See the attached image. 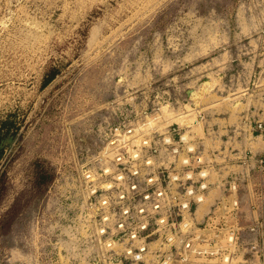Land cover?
Here are the masks:
<instances>
[{"label": "rangeland", "instance_id": "rangeland-1", "mask_svg": "<svg viewBox=\"0 0 264 264\" xmlns=\"http://www.w3.org/2000/svg\"><path fill=\"white\" fill-rule=\"evenodd\" d=\"M155 116L213 159L199 218L237 198V259L264 261V0H0V264H129L83 173L111 126Z\"/></svg>", "mask_w": 264, "mask_h": 264}, {"label": "built area", "instance_id": "built-area-1", "mask_svg": "<svg viewBox=\"0 0 264 264\" xmlns=\"http://www.w3.org/2000/svg\"><path fill=\"white\" fill-rule=\"evenodd\" d=\"M155 119L111 126L95 166L84 169L96 235L110 258L129 264H264L237 259V198L221 225L211 208L199 218L213 185V159L189 125L172 122L160 129ZM257 127L264 130V123ZM228 184L237 192L235 178ZM262 227L258 222L251 230ZM252 249L261 256L258 243Z\"/></svg>", "mask_w": 264, "mask_h": 264}, {"label": "trees", "instance_id": "trees-1", "mask_svg": "<svg viewBox=\"0 0 264 264\" xmlns=\"http://www.w3.org/2000/svg\"><path fill=\"white\" fill-rule=\"evenodd\" d=\"M54 77L55 74L53 73L49 78L44 81V85L47 86V84H49L54 79ZM3 126L9 129L8 122H4Z\"/></svg>", "mask_w": 264, "mask_h": 264}, {"label": "bare ground", "instance_id": "bare-ground-1", "mask_svg": "<svg viewBox=\"0 0 264 264\" xmlns=\"http://www.w3.org/2000/svg\"><path fill=\"white\" fill-rule=\"evenodd\" d=\"M189 123V121H187V124ZM190 125V124H189ZM207 202V201H206ZM206 202L204 204H202V206L200 207V209L198 210V214L200 215L201 214V209L202 207L206 204Z\"/></svg>", "mask_w": 264, "mask_h": 264}]
</instances>
